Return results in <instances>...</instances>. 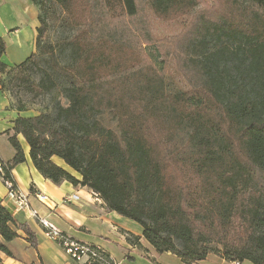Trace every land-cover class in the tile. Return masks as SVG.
Returning <instances> with one entry per match:
<instances>
[{
  "label": "trees",
  "instance_id": "trees-1",
  "mask_svg": "<svg viewBox=\"0 0 264 264\" xmlns=\"http://www.w3.org/2000/svg\"><path fill=\"white\" fill-rule=\"evenodd\" d=\"M31 1L35 48L47 33L45 1L75 29L72 72L62 84L49 73L36 84L39 94L62 92L65 106L35 113L10 105L14 154L0 160L3 182L16 188L11 170L25 161L20 134L40 175L92 191L108 211L136 222L157 254L184 264L209 254L264 264V0H215L220 9L198 0ZM143 5L160 18L193 13L160 45L140 17ZM5 48L0 37V73L35 56L9 67ZM172 55L189 89L167 90ZM19 229L34 246L27 224L0 204L1 252L11 254L6 244Z\"/></svg>",
  "mask_w": 264,
  "mask_h": 264
},
{
  "label": "crops",
  "instance_id": "crops-1",
  "mask_svg": "<svg viewBox=\"0 0 264 264\" xmlns=\"http://www.w3.org/2000/svg\"><path fill=\"white\" fill-rule=\"evenodd\" d=\"M37 15L38 11L31 0H0V37L6 46L1 60L7 66L19 64L34 52ZM10 105V98L0 89L1 161H8L14 154L6 131H11V120L17 112ZM17 139L25 153V161L14 166L11 173L16 190L27 195L29 206L36 211L38 218L46 219L70 237L103 249L118 264H138L141 260L153 264H184L171 253L157 254L142 238L141 227H136L131 223L132 220L116 212L108 211L104 202L92 191L65 181L54 185L45 179L33 167L23 137L18 134ZM55 162L63 164L62 161ZM6 193L7 186L0 177V204L9 209L18 223L27 224L34 235L35 245H29L27 235L21 229L16 230L18 236L6 244L11 254L0 251V264H75L58 243L44 235V228L38 218L30 217L25 210H19ZM38 194H44L48 199L41 202ZM72 194H76L78 199L62 202L63 197ZM130 235L138 239L128 241ZM192 264L236 263L209 254L206 259ZM239 264L251 263L244 261Z\"/></svg>",
  "mask_w": 264,
  "mask_h": 264
},
{
  "label": "rangeland",
  "instance_id": "rangeland-1",
  "mask_svg": "<svg viewBox=\"0 0 264 264\" xmlns=\"http://www.w3.org/2000/svg\"><path fill=\"white\" fill-rule=\"evenodd\" d=\"M215 0H198L199 5L208 4L222 8V1L217 5ZM44 18L47 23V33L39 46L34 48L35 56L23 68L5 69L0 73L3 79L4 91L10 98V103L25 106L30 112H39L54 106L63 107L67 104L62 92L49 88L48 93L37 92L36 84L44 75L49 73L51 81L62 84L67 80L68 71L72 72L70 44L75 35V29L63 22L60 7L53 2L45 1ZM194 11V10H193ZM190 12L186 15H176L160 18L147 5H143L140 17L144 18L153 42L163 45L169 37L179 35L191 19ZM153 46V45H152ZM170 47V46H169ZM168 50V49H166ZM166 88L169 92L189 89L186 80L180 73L174 55L169 57L164 71ZM55 161L61 162L54 157ZM171 175L179 176L177 168L171 167ZM131 221V220H129ZM136 227L139 225L131 221ZM138 264H153L141 260Z\"/></svg>",
  "mask_w": 264,
  "mask_h": 264
},
{
  "label": "built area",
  "instance_id": "built-area-1",
  "mask_svg": "<svg viewBox=\"0 0 264 264\" xmlns=\"http://www.w3.org/2000/svg\"><path fill=\"white\" fill-rule=\"evenodd\" d=\"M1 162V161H0ZM2 172V163H0V173ZM4 184L7 186L6 196L8 199L13 200L14 204L19 210H25L29 213L30 217H36V211L32 210L27 201V195L16 190L12 186V183L9 181H4ZM38 199L42 201H46L48 198L44 194H38ZM78 196L76 194L67 195L63 197L62 202L69 203V201L77 200ZM39 223L44 228V235L49 239L53 240L61 246L64 253L74 262L75 264H118L116 261L111 259L110 257H106L102 249L86 243L81 242L74 237H70V235L66 232L59 230L56 226L48 222L44 218H38ZM236 264H239L235 262Z\"/></svg>",
  "mask_w": 264,
  "mask_h": 264
}]
</instances>
